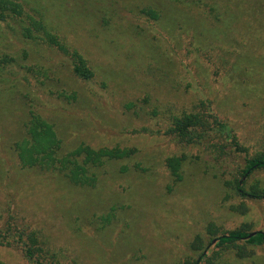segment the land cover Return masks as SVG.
<instances>
[{
    "label": "rangeland",
    "instance_id": "obj_1",
    "mask_svg": "<svg viewBox=\"0 0 264 264\" xmlns=\"http://www.w3.org/2000/svg\"><path fill=\"white\" fill-rule=\"evenodd\" d=\"M23 1L94 77L78 79L67 55L0 24V229L22 230L0 244V264H32L22 241L44 264H182L200 253V264H264V245L214 240L264 227L263 202L235 189L243 180L264 194V170L241 177L245 158L264 156V0ZM29 108L66 152L132 154L94 170L92 186L23 169L12 149ZM208 109L226 142L211 120L196 146L163 134L167 113ZM171 158L181 163L175 185Z\"/></svg>",
    "mask_w": 264,
    "mask_h": 264
},
{
    "label": "trees",
    "instance_id": "obj_2",
    "mask_svg": "<svg viewBox=\"0 0 264 264\" xmlns=\"http://www.w3.org/2000/svg\"><path fill=\"white\" fill-rule=\"evenodd\" d=\"M144 12L151 19H157V13L152 9H147ZM0 24H4L13 34L20 32L24 38L56 48L67 55L72 72L78 79L85 82L93 79L94 72L88 66L86 60L76 50H71L63 45L58 37L48 29L42 16L23 0H0ZM15 27H18V30ZM133 106L130 104L127 105V108L131 109ZM200 107L210 106L203 100L200 102ZM29 109L28 118L24 124V135L14 142L12 149L19 166L23 169L57 172L62 174L72 185L92 186L96 181L94 170L97 171L105 162L122 160L132 154L131 150L120 148L94 150L86 145H79L74 150L66 152L54 126L43 119L34 108ZM156 112L153 110L151 116H157L158 112ZM166 116L167 126L163 134L172 137L180 144L190 146L195 145L202 139L204 141L206 139L205 129L209 125L208 120H211L219 134L225 137V142L229 139L227 125L209 109L207 112L167 113ZM146 130L153 134L160 133V130L151 128ZM231 144L229 145L231 146ZM232 145L235 150H240L236 143ZM221 148L223 154L225 148ZM244 163V168L241 171L242 179L247 178L254 171L264 170V156L245 158ZM180 166L179 159L171 158L166 162L173 185L181 181ZM123 170L125 169L123 168ZM243 183V180L237 182L235 189L238 196L248 200H261L264 204V194L244 190L242 188ZM170 189L171 187H169ZM10 230L19 234L18 240L22 239V230H12L11 227L0 229V244H10L9 240L14 238L10 234ZM250 233L253 232L234 230L223 233L214 240L217 246L225 247L235 245L238 242H244L252 246L264 245V227L260 231H255V234L250 238H247ZM195 243L198 244L197 241ZM22 247L25 257L30 263L44 264L35 257L32 248L25 241H22ZM193 248L198 252L201 251L198 245L193 246ZM203 258V254L200 253L197 261L186 260L182 264H200Z\"/></svg>",
    "mask_w": 264,
    "mask_h": 264
},
{
    "label": "water",
    "instance_id": "obj_3",
    "mask_svg": "<svg viewBox=\"0 0 264 264\" xmlns=\"http://www.w3.org/2000/svg\"><path fill=\"white\" fill-rule=\"evenodd\" d=\"M255 233L253 232V233H250L249 235H248V237L247 238H250L251 236H253Z\"/></svg>",
    "mask_w": 264,
    "mask_h": 264
}]
</instances>
